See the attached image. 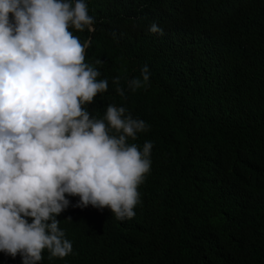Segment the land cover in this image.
I'll return each mask as SVG.
<instances>
[{
	"label": "trees",
	"instance_id": "obj_1",
	"mask_svg": "<svg viewBox=\"0 0 264 264\" xmlns=\"http://www.w3.org/2000/svg\"><path fill=\"white\" fill-rule=\"evenodd\" d=\"M85 2L94 31L68 30L90 38L85 63L109 87L82 107L102 118L114 104L144 120L149 131L128 143L142 151L153 142L152 163L135 217L104 208L60 222L73 254L58 259L264 264V0ZM152 23L163 35L149 32ZM144 65L150 85L128 90Z\"/></svg>",
	"mask_w": 264,
	"mask_h": 264
},
{
	"label": "clouds",
	"instance_id": "obj_2",
	"mask_svg": "<svg viewBox=\"0 0 264 264\" xmlns=\"http://www.w3.org/2000/svg\"><path fill=\"white\" fill-rule=\"evenodd\" d=\"M95 22L85 0H0V264H62L73 245L60 222L104 208L136 215L153 142L128 143L149 125L126 107L108 104L102 118L82 107L109 82L85 63L90 38L68 28ZM149 32L163 35L157 23ZM140 74L128 90L150 85L147 65Z\"/></svg>",
	"mask_w": 264,
	"mask_h": 264
}]
</instances>
